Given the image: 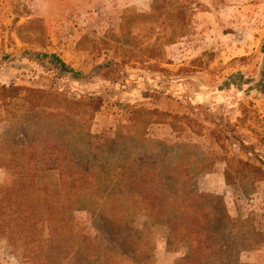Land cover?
<instances>
[{
  "label": "rangeland",
  "instance_id": "obj_1",
  "mask_svg": "<svg viewBox=\"0 0 264 264\" xmlns=\"http://www.w3.org/2000/svg\"><path fill=\"white\" fill-rule=\"evenodd\" d=\"M0 85L80 103L86 114H71L58 129L75 136L82 128L109 147L101 153L95 139L90 146L53 136L70 139L76 157L107 159L109 142L121 137V157L131 162L156 158L150 163L178 175L176 164L189 167L187 189L206 196L202 223L232 256L228 264H264V0H0ZM89 98L101 102L86 124ZM4 103L6 150L55 129L45 108L14 112ZM7 179L0 166V196ZM74 217L84 234L99 236L95 212ZM136 226L152 264L185 257L187 246L166 225L143 216ZM23 254L0 237V264H43Z\"/></svg>",
  "mask_w": 264,
  "mask_h": 264
},
{
  "label": "trees",
  "instance_id": "obj_2",
  "mask_svg": "<svg viewBox=\"0 0 264 264\" xmlns=\"http://www.w3.org/2000/svg\"><path fill=\"white\" fill-rule=\"evenodd\" d=\"M53 58L57 59L55 55ZM8 101L13 103L14 112L27 108L38 113L42 107L50 119L57 121L49 124L55 127L52 131L40 132L39 139L19 143L11 151L6 150L5 140L0 142L4 152L0 166L8 171L0 196V237L7 238L16 251L23 250L28 263L39 255L43 264H152L148 244L136 226L140 217L147 216L166 225L170 238L187 246L185 257L175 264H228L232 256L220 253V247L215 245L219 237L202 223L206 211L198 205L206 196L187 189L189 167L185 171L181 162L176 164L181 171L178 175L162 172L161 162L151 164L156 158L131 162L121 157V137L116 142L107 141L114 148L107 159H81L70 151L71 140L91 146L95 138L90 134L86 137L82 128L75 136L72 130L58 129L59 125L64 127L71 114H86L80 103H63L58 95L45 91L0 85V103ZM100 102L101 99H88L85 105L90 115L86 119L82 116L84 123L91 122ZM38 119H44V115ZM60 132L73 139H54ZM102 142L95 139L101 153L109 147ZM7 153L11 155L6 158ZM244 164L263 173L261 168ZM226 181H231L229 171ZM178 184L183 189L174 193ZM77 211L95 212L99 222L95 227L97 238L78 227L74 217ZM41 229H46L50 239L41 237ZM53 240L58 242L56 247ZM46 246L49 255L44 252Z\"/></svg>",
  "mask_w": 264,
  "mask_h": 264
}]
</instances>
